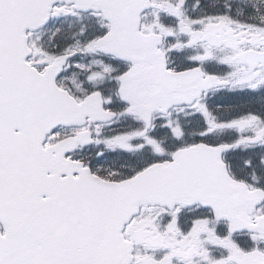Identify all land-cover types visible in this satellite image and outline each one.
<instances>
[{"label": "snow or ice", "instance_id": "1", "mask_svg": "<svg viewBox=\"0 0 264 264\" xmlns=\"http://www.w3.org/2000/svg\"><path fill=\"white\" fill-rule=\"evenodd\" d=\"M0 264H264V0H0Z\"/></svg>", "mask_w": 264, "mask_h": 264}]
</instances>
